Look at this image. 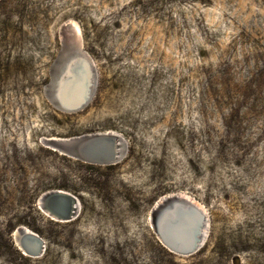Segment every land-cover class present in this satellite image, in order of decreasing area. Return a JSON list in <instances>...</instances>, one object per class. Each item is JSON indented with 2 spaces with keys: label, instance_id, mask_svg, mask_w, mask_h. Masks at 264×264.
Here are the masks:
<instances>
[{
  "label": "rangeland",
  "instance_id": "374dc122",
  "mask_svg": "<svg viewBox=\"0 0 264 264\" xmlns=\"http://www.w3.org/2000/svg\"><path fill=\"white\" fill-rule=\"evenodd\" d=\"M77 40L93 95L66 112L47 88L77 97ZM103 132L126 146L114 164L45 141ZM59 190L63 222L38 201ZM173 193L206 213L190 254L150 225ZM0 264H264V0H0Z\"/></svg>",
  "mask_w": 264,
  "mask_h": 264
},
{
  "label": "water",
  "instance_id": "95a60500",
  "mask_svg": "<svg viewBox=\"0 0 264 264\" xmlns=\"http://www.w3.org/2000/svg\"><path fill=\"white\" fill-rule=\"evenodd\" d=\"M76 43L77 46L73 50V56L75 59L77 58L76 64L83 63L86 65L84 82L90 76L89 81L92 85L90 90L93 91L94 74L92 65L90 67L85 53L81 51L80 42L77 40ZM63 55L64 53L61 51L59 54L60 59ZM63 57L67 59L66 56ZM60 64H62V61ZM86 71H89V76ZM61 80L63 79L61 78ZM63 86L56 87L54 82L51 81L47 88L51 102L55 103L58 109L72 112L78 110L86 103L87 98L84 99V96L82 101L80 100L82 94H79L75 99L67 98L64 93L65 86L64 88ZM45 141L52 148H56L64 154L81 160H90L98 164L116 162L120 159L125 149L123 139L114 132L83 134L66 139L50 138L45 139ZM120 144L123 147L119 148L122 150L119 152L118 147ZM38 201L49 214H54V216L62 219H70L74 208L76 209L75 203L73 204L75 202L74 197L60 190L41 195ZM198 204L192 196L180 193L163 194L154 203L150 211V225L158 240L169 250L180 254H190L201 246L206 231V213L203 206ZM32 240L39 243L37 249L30 250L26 245ZM18 242L29 254L37 255L42 252L43 244L41 238L31 231H24Z\"/></svg>",
  "mask_w": 264,
  "mask_h": 264
},
{
  "label": "bare ground",
  "instance_id": "6f19581e",
  "mask_svg": "<svg viewBox=\"0 0 264 264\" xmlns=\"http://www.w3.org/2000/svg\"><path fill=\"white\" fill-rule=\"evenodd\" d=\"M66 24V23H65ZM76 27H78V26H76ZM76 27H74V28H76ZM77 31V30H76ZM78 33V32H77ZM76 35V34H75ZM82 37V36H81ZM68 38V37H67ZM72 39H74V41H75V36L72 38ZM66 41V40H65ZM75 43V42H74ZM73 43V44H74ZM74 47V46H73ZM82 49V48H81ZM71 52V54H74L73 53V50H71L70 51ZM60 54V53H59ZM72 56L73 55H70V56H68L67 58L68 59H70V58H72ZM76 63V62H75ZM75 65V64H74ZM77 65H75L74 66V68H71L70 67V63H68V65H65V68H68V70L70 71V72H72V74H74L73 72L75 71L76 73H75V75H73V76H77V71H78V67H76ZM84 66H86V65H84ZM64 67V66H63ZM64 72H68V71H64ZM89 72V71H88ZM87 71H86V73H88ZM62 74H63V72H62ZM71 74V75H72ZM84 74H85V71H84ZM84 74H83V77H84ZM90 74L88 73V76H89ZM73 76H71V78H73ZM60 76H58V78H59ZM77 77H79V76H77ZM81 78V83H80V85H79V89H78V92H77V96L79 95V94H82V98H80V100L82 101V99H83V96H84V99H86L87 98V100H86V103L81 107V108H79V110L80 109H82V108H84L85 106H86V104H88V102H90V99H91V97H92V91L90 90L91 88L90 87H92V85H91V83H90V81H89V79H90V76H89V79L87 80V81H85L84 82V78ZM62 78H64V77H62ZM76 78V77H75ZM64 79H66V78H64ZM83 79V80H82ZM70 80V79H69ZM57 81H58V79H57ZM80 82V81H79ZM58 83V82H57ZM60 83V82H59ZM74 91L73 89H72V87L70 88V91ZM70 91L68 92V93H70ZM91 94V96L89 97V95ZM74 96V95H73ZM76 96V95H75ZM72 97V96H71ZM70 97V98H71ZM73 98V97H72ZM79 100V101H80ZM76 111V110H75ZM74 111V112H75ZM103 133H105V132H103ZM81 135V134H80ZM50 138H55V139H66V138H58V137H47V139H50ZM123 147V145H119V147H118V150H119V152L120 151H122V150H120L121 148ZM126 147V146H125ZM120 148V149H119ZM126 150V149H125ZM60 153L61 154H64V153H62L61 151H60ZM125 152H122V154L121 155H123ZM120 158H122V156L120 157ZM78 159V158H77ZM82 162H86V163H93V161H90V160H82ZM115 163V162H114ZM113 163V164H114ZM110 164H112V163H110ZM199 205V204H198ZM200 206V205H199ZM43 210V209H42ZM46 212V211H45ZM78 212V211H77ZM52 215V214H51ZM76 215V214H75ZM53 217H56V216H54V214L52 215ZM51 216V217H52ZM58 217V216H57ZM56 219V218H55ZM71 219H73V218H71ZM58 221H60V222H63V221H66V219H57ZM18 234V233H17ZM18 236V235H17ZM27 246H28V248H30V250H32V249H37V247H38V245H39V243L37 242V241H31L30 243H28V244H26ZM44 245V244H43ZM32 255V254H31ZM30 256V255H29ZM36 256H38V255H36ZM39 256H40V254H39Z\"/></svg>",
  "mask_w": 264,
  "mask_h": 264
}]
</instances>
